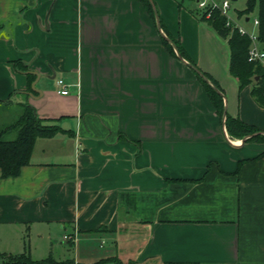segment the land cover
<instances>
[{"label": "crops", "instance_id": "0c3cea01", "mask_svg": "<svg viewBox=\"0 0 264 264\" xmlns=\"http://www.w3.org/2000/svg\"><path fill=\"white\" fill-rule=\"evenodd\" d=\"M152 1L192 62L142 0H0L1 115L27 102L60 127L0 171L1 251L28 234L47 264H264V142L224 132L187 63L261 134L264 107L230 75L225 39Z\"/></svg>", "mask_w": 264, "mask_h": 264}, {"label": "trees", "instance_id": "16d2710c", "mask_svg": "<svg viewBox=\"0 0 264 264\" xmlns=\"http://www.w3.org/2000/svg\"><path fill=\"white\" fill-rule=\"evenodd\" d=\"M142 1L153 17V9L150 2L148 0ZM251 11L255 12V16L258 19L255 33L257 42L264 49V0H245V6L238 12V15H248ZM199 13L200 20L206 22L221 38L226 40L229 48L228 71L230 75L237 79L238 87L249 86L250 94L255 102L264 107V65L257 60H248V49L251 43L249 35L240 32L235 26L226 25L225 16L221 15L217 9L211 10L208 17H206V11H200ZM160 26L163 28L165 35L173 42L180 55L189 60L180 42L166 31L162 23H160ZM160 37L168 52L175 56L172 44L163 35L160 34ZM189 61L192 62L191 60ZM194 66L197 67L196 65ZM201 72L212 85L200 75H197V77L206 89L217 113L221 115L223 97L212 87L219 89V86L208 73ZM5 105H10V100L0 99V107H5ZM18 108V113L12 121L0 124V171L2 177L16 175L20 167L28 163L30 151L36 137L51 135L60 129L53 121L40 117L27 102L19 103ZM224 126L233 137L242 138L245 135H249L244 141L264 142V134L259 133L256 127L243 122L237 117H231L226 114ZM9 134L13 136L8 137ZM260 154L263 155L264 151ZM1 262L8 264H47L52 262V258L47 256L41 259H30L25 253L14 255L0 252Z\"/></svg>", "mask_w": 264, "mask_h": 264}, {"label": "rangeland", "instance_id": "374dc122", "mask_svg": "<svg viewBox=\"0 0 264 264\" xmlns=\"http://www.w3.org/2000/svg\"><path fill=\"white\" fill-rule=\"evenodd\" d=\"M172 1H175L176 7L183 8L185 10V12L192 13L198 20H200V13H199L200 11L196 7L197 0H172ZM213 1L216 4H220L222 0H213ZM177 3H178V5L179 4L180 5L178 6ZM229 3H230V6L228 8L227 14L231 18L232 22L235 23L240 29L245 31L248 35H254L256 33V31H255L256 30V24L253 22V17H255V12L251 11L248 15H243L242 14L240 16V15H238V12L241 11L244 8L245 0H229ZM175 13L176 12H173V14H175ZM246 17H248V20H245ZM175 56H176V53H175ZM8 106L9 105H7V106L5 105V107L2 106L0 109L6 108ZM18 110H19L18 107L9 108L8 112L5 115H3V116L1 115V112H0V124L12 121V119L18 113ZM225 131H227V130L224 129V132ZM227 133H228V131H227ZM12 134H9L8 137L13 136ZM29 240H30L29 235L28 234H24V236L22 237L21 249L20 250L18 249L19 251H17V252L13 251L15 253H11V254L16 255V254H20V253H25L30 259H33L35 256H40L38 254V252H37L38 249L36 248V246H37L36 238L35 237H34V239L32 238L31 246L29 245V243H30ZM95 243H96V246H97V242H95ZM0 245L4 246V243H0ZM1 249L2 248H0V252H4V251H1ZM65 249L67 250L69 248L65 246ZM6 253H10V252H6Z\"/></svg>", "mask_w": 264, "mask_h": 264}, {"label": "built area", "instance_id": "2783aa9c", "mask_svg": "<svg viewBox=\"0 0 264 264\" xmlns=\"http://www.w3.org/2000/svg\"><path fill=\"white\" fill-rule=\"evenodd\" d=\"M230 6L229 0H222L220 4H216L213 0H197L196 7L199 11H206V17L210 15L211 10L217 9L219 13L226 18V25H232L233 27H237L240 32L246 33L242 29H240L235 23L232 22L231 18L227 14L228 8ZM253 22L258 23L257 17H253ZM247 34V33H246ZM250 37V47L248 49V60L254 61L257 60L264 65V49L260 47L257 42L256 34L249 35ZM58 83L61 85L60 92L62 94H66L68 92L67 86L63 83L61 79H58ZM64 238H69V236L64 235Z\"/></svg>", "mask_w": 264, "mask_h": 264}, {"label": "water", "instance_id": "95a60500", "mask_svg": "<svg viewBox=\"0 0 264 264\" xmlns=\"http://www.w3.org/2000/svg\"><path fill=\"white\" fill-rule=\"evenodd\" d=\"M149 2H150V5H151V7H152V9H153V13H154V17H155V21H156V24H157V27H158V30L160 31V33H161V35H163L167 40H168V42L169 43H171L172 44V46L174 47V44H173V42L168 38V37H166V35L162 32V30H161V28H160V23H159V19H158V14H157V11H156V7H155V5H154V2L152 1V0H149ZM174 50H175V52H176V55H177V57L180 59V60H182V61H185L184 59H183V57L180 55V53L176 50V48L174 47ZM188 65H190L193 69H195L196 70V72L206 81V82H208L209 84H211L210 83V81L208 80V78H206L203 74H202V72L201 71H199V69H197L194 65H192L191 63H187ZM35 74H36V76H38V74L36 73V72H34ZM34 82L35 81H33L32 82V87L34 88ZM212 85V84H211ZM213 88H214V90L217 92V93H219L220 95H222V93L220 92V90L218 89V88H216V87H214V86H212ZM225 115H226V108L225 107H223V111H222V117H223V120L225 119ZM249 135H245L244 137H242V141H244L245 140V138H247Z\"/></svg>", "mask_w": 264, "mask_h": 264}]
</instances>
